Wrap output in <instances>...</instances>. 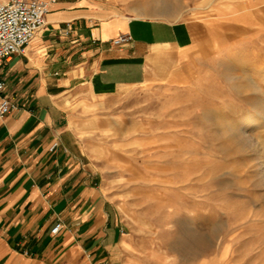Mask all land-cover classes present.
Returning a JSON list of instances; mask_svg holds the SVG:
<instances>
[{
	"label": "rangeland",
	"instance_id": "374dc122",
	"mask_svg": "<svg viewBox=\"0 0 264 264\" xmlns=\"http://www.w3.org/2000/svg\"><path fill=\"white\" fill-rule=\"evenodd\" d=\"M119 5L134 17L202 18L218 40L192 56L170 51L145 83L74 106L122 220L120 263L264 264V0Z\"/></svg>",
	"mask_w": 264,
	"mask_h": 264
},
{
	"label": "crops",
	"instance_id": "0c3cea01",
	"mask_svg": "<svg viewBox=\"0 0 264 264\" xmlns=\"http://www.w3.org/2000/svg\"><path fill=\"white\" fill-rule=\"evenodd\" d=\"M119 2L56 0L2 67L12 109L0 117V264H121L122 220L74 106L145 83L170 51L192 56L218 40L202 18L134 17ZM121 34L131 41L114 44Z\"/></svg>",
	"mask_w": 264,
	"mask_h": 264
},
{
	"label": "built area",
	"instance_id": "2783aa9c",
	"mask_svg": "<svg viewBox=\"0 0 264 264\" xmlns=\"http://www.w3.org/2000/svg\"><path fill=\"white\" fill-rule=\"evenodd\" d=\"M56 0H0V117L12 109L9 99L2 96L6 82L2 77V67L15 53L23 52L36 33L45 25L46 14ZM129 34H121L113 40L114 44L131 41ZM57 146L54 143L51 149ZM62 228L59 221L52 228L56 234Z\"/></svg>",
	"mask_w": 264,
	"mask_h": 264
},
{
	"label": "bare ground",
	"instance_id": "6f19581e",
	"mask_svg": "<svg viewBox=\"0 0 264 264\" xmlns=\"http://www.w3.org/2000/svg\"><path fill=\"white\" fill-rule=\"evenodd\" d=\"M261 78H262V77H261ZM256 104H257V106H260L259 103H256ZM254 108H255V107H254ZM256 114H257V113H256ZM256 114H255V117L251 118V117H252V116H251V117H250L251 119H250V120H247V121L245 122V125H244V127H242V130L245 129V128H248V127L251 125V123H253L254 121H256L257 117L260 118L261 116H264V115L261 114V112H260V115H261V116L258 114L257 117H256ZM259 116H260V117H259ZM234 123H235V122H234ZM237 124H238V123H237ZM239 128H240V127H239ZM242 130L239 131L240 133H237L236 128H235L233 125H231V124L229 125V131H230V133H231L230 135H232L233 132H234V133H237V134H240V135H243V134H245V132L242 131ZM234 137H235V136H234ZM262 166H264V165H262Z\"/></svg>",
	"mask_w": 264,
	"mask_h": 264
}]
</instances>
